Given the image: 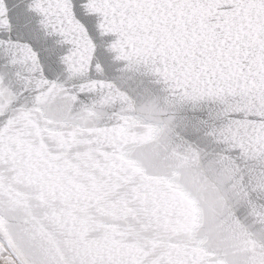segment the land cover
Listing matches in <instances>:
<instances>
[{
  "label": "snow or ice",
  "instance_id": "obj_1",
  "mask_svg": "<svg viewBox=\"0 0 264 264\" xmlns=\"http://www.w3.org/2000/svg\"><path fill=\"white\" fill-rule=\"evenodd\" d=\"M0 264H264V0H0Z\"/></svg>",
  "mask_w": 264,
  "mask_h": 264
}]
</instances>
